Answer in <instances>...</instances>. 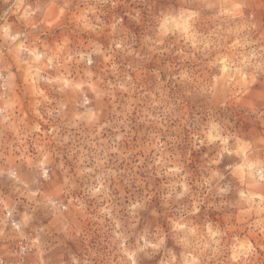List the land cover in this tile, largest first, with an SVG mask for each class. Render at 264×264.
I'll list each match as a JSON object with an SVG mask.
<instances>
[{
	"label": "clouds",
	"instance_id": "1",
	"mask_svg": "<svg viewBox=\"0 0 264 264\" xmlns=\"http://www.w3.org/2000/svg\"><path fill=\"white\" fill-rule=\"evenodd\" d=\"M0 264H264V0H0Z\"/></svg>",
	"mask_w": 264,
	"mask_h": 264
}]
</instances>
